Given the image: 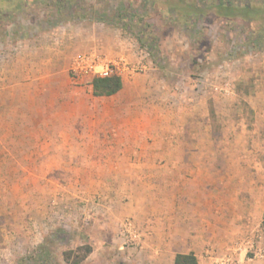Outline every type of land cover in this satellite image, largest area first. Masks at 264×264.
I'll use <instances>...</instances> for the list:
<instances>
[{"label": "rangeland", "instance_id": "1", "mask_svg": "<svg viewBox=\"0 0 264 264\" xmlns=\"http://www.w3.org/2000/svg\"><path fill=\"white\" fill-rule=\"evenodd\" d=\"M68 1L59 10L48 0H29L22 10L6 7L11 14L0 18V264H73L85 252L78 248L86 247L92 252L80 264L153 263L142 250V233L139 245L126 246L121 225L120 245H100L89 233L85 191L65 176L36 174L34 143L8 141L33 130L27 110L22 119L12 112L11 128H4L5 79L21 89L12 91L16 105L25 104L20 92L43 66L44 104L67 102L70 89L91 90L70 70L78 56L93 52L127 64L121 78L151 81L140 97L168 107L171 119L181 111L188 124L180 132L198 134L199 148L210 154L204 183L213 194L203 199L209 229L197 244L199 264H264V26L226 17L219 0ZM46 108L49 120L53 112ZM215 226L218 232L210 233ZM97 244L104 249L94 254ZM68 251L74 252L70 263ZM174 257L164 256L162 264Z\"/></svg>", "mask_w": 264, "mask_h": 264}, {"label": "crops", "instance_id": "2", "mask_svg": "<svg viewBox=\"0 0 264 264\" xmlns=\"http://www.w3.org/2000/svg\"><path fill=\"white\" fill-rule=\"evenodd\" d=\"M37 68L31 87L20 92L26 94L25 104L16 105L12 97L19 88L4 80V128H11L7 119L12 112L19 111L14 115L22 119L26 110L34 127L8 141L34 143L30 157L36 159V174L65 176L75 190L85 191L89 233L100 245L107 240L120 245V225L130 219L145 237L142 250L152 256V264H162L170 255L175 257L167 264H174L178 254L198 258L197 244L209 229L203 199L213 194L204 183V160L210 154L199 148L198 134L180 132L188 124L181 111L171 119L168 107L141 98L153 84L145 76L123 77V89L110 97H96L90 84L87 93L72 88L64 93L67 102L45 105L38 86L43 66ZM45 106L53 112L48 121ZM56 143L68 145L55 149ZM44 144L53 147L45 149ZM61 178L60 188L65 185ZM216 226L210 233L218 232ZM100 249L104 246L97 244L94 254Z\"/></svg>", "mask_w": 264, "mask_h": 264}, {"label": "trees", "instance_id": "3", "mask_svg": "<svg viewBox=\"0 0 264 264\" xmlns=\"http://www.w3.org/2000/svg\"><path fill=\"white\" fill-rule=\"evenodd\" d=\"M29 0H0V18L4 14H11L6 10V7L12 8L17 7V9L22 10V8L28 3ZM41 1V0H35ZM47 1V0H46ZM53 2L59 10L66 6L68 0H48ZM69 2V1H68ZM218 9L224 12L226 17L234 18L235 20H241L244 23H257L258 26H264V3L254 4L252 2H247L246 4H232L230 1L225 2L219 0ZM196 5V4H195ZM196 9V8H195ZM193 14H197L193 12ZM191 13V15H193ZM198 15V14H197ZM7 16V15H6ZM262 30V27H260ZM259 29V30H260ZM140 33H144V29L140 30ZM255 44L260 45L262 43V33L261 31H255ZM93 94L96 97H110L119 93L123 89V80L120 76H113L110 78H95L92 82ZM80 252L85 251L83 256H76L73 264L82 263L85 258L92 252L90 247L78 248ZM65 260L70 263L73 258L74 252L68 251L65 254ZM174 264H199V260L194 253L190 254H178L175 258Z\"/></svg>", "mask_w": 264, "mask_h": 264}, {"label": "built area", "instance_id": "4", "mask_svg": "<svg viewBox=\"0 0 264 264\" xmlns=\"http://www.w3.org/2000/svg\"><path fill=\"white\" fill-rule=\"evenodd\" d=\"M127 64L107 61L98 53H87L78 56L71 67V75L75 82L92 84L95 78H110L120 76ZM142 69L145 67L141 66ZM121 235L126 246H136L141 243V233L136 229L130 219L121 224Z\"/></svg>", "mask_w": 264, "mask_h": 264}]
</instances>
